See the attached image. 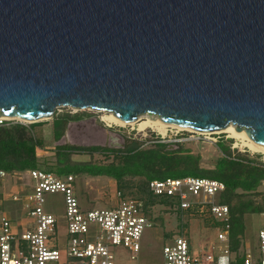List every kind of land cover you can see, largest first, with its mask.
Wrapping results in <instances>:
<instances>
[{"label":"water","instance_id":"95a60500","mask_svg":"<svg viewBox=\"0 0 264 264\" xmlns=\"http://www.w3.org/2000/svg\"><path fill=\"white\" fill-rule=\"evenodd\" d=\"M58 107L264 143V0H0V118Z\"/></svg>","mask_w":264,"mask_h":264},{"label":"built area","instance_id":"2783aa9c","mask_svg":"<svg viewBox=\"0 0 264 264\" xmlns=\"http://www.w3.org/2000/svg\"><path fill=\"white\" fill-rule=\"evenodd\" d=\"M95 111V110H94ZM102 113V112H100ZM15 120L0 118V126ZM22 124V123H20ZM16 184L9 188L13 202L23 204L24 219L17 221L0 214V264H114L118 253L137 255L145 230L153 227L143 203L115 189L104 208L82 209L72 174L58 176L40 169L6 173ZM224 184L200 177L152 180L149 192L175 202L176 212H206L220 225L213 226L216 242L191 247L185 224L161 247L162 264H264V225L256 232V243L242 245L239 252L229 244V210L217 201ZM264 197V180L259 186ZM63 198V224L44 209L45 196ZM130 259H133L131 257Z\"/></svg>","mask_w":264,"mask_h":264},{"label":"rangeland","instance_id":"374dc122","mask_svg":"<svg viewBox=\"0 0 264 264\" xmlns=\"http://www.w3.org/2000/svg\"><path fill=\"white\" fill-rule=\"evenodd\" d=\"M56 115L68 114L78 116L76 120H71L65 131L64 136L55 141L52 128V118L41 120L36 123L35 136L41 139L43 147L37 150V162L41 168L56 165H69L76 168L82 164L106 165L111 162V158L99 153L80 154L76 152L58 153L56 146L68 145L73 147H107L113 149H123L128 140L133 139L140 143L141 148H147L152 142L157 141L170 144L167 149L175 150L179 144L190 155L199 157L198 167L200 170H212L215 160L221 156L216 147L218 141H224L230 145L231 150H237L240 154H245L249 158L264 162V154L252 152L235 139L230 138L226 133H198L177 128H168L167 134L162 136L156 131L147 128L144 131L138 130V123L121 127L109 124L102 120V115L98 111L85 109L77 110L70 107H58ZM145 120L143 115L139 116ZM9 120V119H7ZM15 123H24L16 119ZM222 138V139H221ZM227 140H232L230 143ZM75 187L82 209L104 208L111 203L115 189L118 185L114 179L108 177H90L87 175H74ZM128 188L122 192L131 198H141L145 201L146 194L140 190L141 181L139 179L127 180ZM16 184V181L7 175L0 179V214L17 221L24 219L23 204L13 202L9 196V188ZM241 194V193H239ZM242 200H250L254 206L262 207L263 210L256 214L245 215L244 217V238L247 244L256 243V232L264 225V197L257 194H241ZM139 200V199H138ZM236 199L232 200L235 203ZM148 216L153 223V227L145 230L142 239L140 252L134 256L118 253L114 264H162L161 247L163 240H167L165 235L172 236L179 230V222H184L186 239L191 247L207 246L216 242V234L212 229L214 220L208 213H196L185 211L180 219L181 213L176 209L155 204L149 207ZM44 209L46 212L56 216L63 224L62 216L64 211L63 198L59 194L45 196ZM181 220V221H180ZM133 257V259H130Z\"/></svg>","mask_w":264,"mask_h":264},{"label":"trees","instance_id":"16d2710c","mask_svg":"<svg viewBox=\"0 0 264 264\" xmlns=\"http://www.w3.org/2000/svg\"><path fill=\"white\" fill-rule=\"evenodd\" d=\"M78 118V116L54 113L52 128L55 141H59L64 136L68 123ZM38 125L40 124L27 125L8 122L0 126V171L11 173L40 169L58 176L81 174L90 177H108L116 181L118 190L123 196H126L122 190L128 188L127 180L139 179L141 181L140 190L146 194L143 206L148 218L150 206L159 203L173 208L175 205V202L168 198L154 197L148 190L150 181L184 177H200L219 181L224 184L225 188L217 197V201L228 207L229 244L230 249L235 252H239L242 245L245 244V215L256 214L263 210L262 207L254 206L250 200H242L240 195L258 193L261 181L264 180V162L249 158L237 150H231L230 145L224 141L216 143L221 156L215 160L212 170H200L198 167L199 157L190 155L179 144H176L178 148L175 150L167 149L170 144L161 142L159 138L147 148H141L140 143L131 138L123 149L99 146L88 148L68 145L56 146L58 153H99L111 158V162L106 165L82 164L76 168L69 165L41 168L36 156L37 150L41 149L43 144L41 139L35 136L34 131ZM227 141L230 143L232 140ZM234 198L236 202L232 203ZM137 199L141 200V198ZM214 225L220 224L214 223ZM170 237L168 234L165 235L166 239Z\"/></svg>","mask_w":264,"mask_h":264},{"label":"bare ground","instance_id":"6f19581e","mask_svg":"<svg viewBox=\"0 0 264 264\" xmlns=\"http://www.w3.org/2000/svg\"><path fill=\"white\" fill-rule=\"evenodd\" d=\"M100 112V111H98ZM105 113L102 115V120L106 121L109 124H115L119 125L121 127H125L126 125H134L135 123H138V130L144 131L147 128L152 129L156 131L158 134L165 136L167 134L168 128H177L179 130H188L192 132H196L187 128H181L178 126H175L173 124H168L165 122H162L158 120V117H155L153 115L144 114L145 120H141V117L138 116L137 120L131 123H124L121 120L117 119L113 116L111 113L102 112ZM3 119H14L10 116H3L1 117ZM200 133V132H198ZM214 133V132H213ZM215 133H226L230 138L235 139L237 142L241 143L242 146L246 147L252 152H259L261 154H264V143L260 141H255L253 138H251L249 133L239 132L237 133L235 130V127L233 125H228L226 128L222 130L215 131Z\"/></svg>","mask_w":264,"mask_h":264}]
</instances>
